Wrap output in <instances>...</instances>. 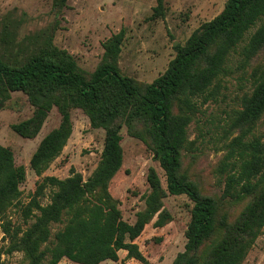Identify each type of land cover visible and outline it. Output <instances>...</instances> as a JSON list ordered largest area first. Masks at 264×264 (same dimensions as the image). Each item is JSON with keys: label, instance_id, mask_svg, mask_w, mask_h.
<instances>
[{"label": "trees", "instance_id": "obj_1", "mask_svg": "<svg viewBox=\"0 0 264 264\" xmlns=\"http://www.w3.org/2000/svg\"><path fill=\"white\" fill-rule=\"evenodd\" d=\"M64 3V0H59ZM150 19L164 17L163 0ZM258 25V26H257ZM255 32L245 43V35ZM124 30L103 44L95 70L85 74L75 59L41 40L23 60L0 55V103L21 92L33 108L31 116L12 125L24 139H34L49 112L56 109L59 125L48 132L32 154L29 167L41 176L60 155L71 133V111L80 110L92 129L104 132L103 149L92 174L83 181L72 172L65 179L44 177L31 200L20 207L26 228L13 223L8 211L19 201L25 170L16 166L13 152L0 145V229L4 245L0 256L22 255V264H102L118 261V252L148 264L135 240L154 219L162 228L172 221L163 207L168 196H185L193 204L184 237V250L172 264H242L264 226V144L250 137L264 114V67L253 74L252 91L241 98V110L232 121L239 133L226 145L217 172L222 176L219 198L205 196L182 171V153L193 144L188 127L202 104L215 95L223 77L231 74L228 58L238 53L241 67L264 50V0H227L214 19L203 23L175 48L165 72L150 84L121 74L118 61ZM242 43H245L242 47ZM244 68V67H243ZM143 142L165 177L149 168L145 207L133 224L122 220L119 202L109 184L122 166L121 131ZM53 193L42 206L44 189ZM244 204L237 215L231 210ZM31 223L29 224V222ZM62 228L53 232V226Z\"/></svg>", "mask_w": 264, "mask_h": 264}, {"label": "rangeland", "instance_id": "obj_2", "mask_svg": "<svg viewBox=\"0 0 264 264\" xmlns=\"http://www.w3.org/2000/svg\"><path fill=\"white\" fill-rule=\"evenodd\" d=\"M0 0V55L10 60H23L36 49L40 41L50 39L52 44L69 53L85 73H92L103 54L102 44L113 34L124 30V42L118 66L122 75L142 84H150L168 68L175 57L177 46H183L190 35L203 23L214 19L223 10L227 0H163L164 17L150 19L158 0ZM258 26V25H257ZM257 27L245 35L246 40ZM245 43H242V47ZM241 57L232 53L228 58L231 74L220 80L215 95L202 104L197 100V112L188 127L192 145L182 153L181 168L200 192L219 198L222 176L217 168L226 154L225 145L239 133L231 124L241 110V98L252 91L253 74L264 67V50L241 67ZM33 108L21 92L10 93V99L0 103V145L9 148L15 165L25 170V180L17 205L7 217L15 224H23L20 207L32 198L36 186L44 177L65 179L72 172L85 181L96 168L103 149L104 132L90 127L88 118L80 110L71 111L72 133L60 155L41 175L36 176L29 161L41 139L60 123V115L52 109L34 139H24L11 127L28 119ZM122 166L109 184V193L118 200L122 220L133 224L136 214L145 207L148 193L146 176L154 168L165 188V177L146 145L121 131ZM264 144V114L256 123L250 137ZM53 190L44 189L42 206L50 203ZM193 204L185 196H168L163 207L172 221L155 228V219L144 227L135 240L148 264H172L175 256L184 250V233L190 220ZM241 204L231 210L237 215ZM31 221L29 222V224ZM62 225L53 226V232ZM0 229V248L4 245ZM118 252V261L102 264H141ZM0 264H22V255H1ZM59 264H75L66 259ZM242 264H264V226Z\"/></svg>", "mask_w": 264, "mask_h": 264}]
</instances>
